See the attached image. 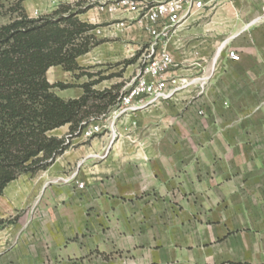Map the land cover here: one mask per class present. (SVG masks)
I'll return each instance as SVG.
<instances>
[{"label":"crops","instance_id":"obj_1","mask_svg":"<svg viewBox=\"0 0 264 264\" xmlns=\"http://www.w3.org/2000/svg\"><path fill=\"white\" fill-rule=\"evenodd\" d=\"M218 4L239 60L10 181L0 264H264V0Z\"/></svg>","mask_w":264,"mask_h":264},{"label":"trees","instance_id":"obj_2","mask_svg":"<svg viewBox=\"0 0 264 264\" xmlns=\"http://www.w3.org/2000/svg\"><path fill=\"white\" fill-rule=\"evenodd\" d=\"M23 1L15 0L0 12L8 16L0 23V194L20 174L48 167L69 147L70 138L106 116L119 96L112 94L114 88L93 89L99 82L93 80L81 85L80 96L64 99L52 89L69 86L46 77L54 66L82 69L77 59L102 42L94 33L97 24L80 17L91 7H83L85 0L59 3L36 17L26 13ZM66 124L67 137L50 134ZM4 223L0 218V227Z\"/></svg>","mask_w":264,"mask_h":264},{"label":"rangeland","instance_id":"obj_3","mask_svg":"<svg viewBox=\"0 0 264 264\" xmlns=\"http://www.w3.org/2000/svg\"><path fill=\"white\" fill-rule=\"evenodd\" d=\"M13 1L15 0H0L5 6L0 12H5L8 4ZM76 1L78 0H24L22 5L29 16L36 17L50 12L59 3ZM116 1L118 0H85L83 3V7L87 5L91 7L80 15L81 19L97 24L94 33L102 42L77 59L82 69L70 72L60 66H54L47 70L46 77L50 83L62 82L69 86L65 89L54 87L52 90L58 96L64 99L78 97L83 92L81 85L93 80H99L92 86L93 89L114 88L112 94H120L136 77L137 67L141 64L138 58L145 47L149 46V40L134 18L135 14H130L131 12L125 8L120 11L113 10ZM220 6L221 4H218L213 10L206 7L200 14L188 19L180 30H171L169 39L163 40L165 49L169 50L174 58H178L184 52L187 54L186 61L172 69L207 68L212 65L213 55L224 39H229L227 46L231 47L232 36H235L232 31L236 27L231 26L229 29L223 27L222 21L227 16V11H223ZM1 14L0 23H3L8 16ZM209 52L211 56L206 59ZM215 67H218V59ZM80 73L84 75H78ZM86 73L93 74V77L89 78ZM195 75L196 73L182 78L190 79ZM104 131L105 129L101 133ZM67 132L68 124L52 130L50 134L67 137ZM79 136L81 133L70 138L69 147L76 146ZM72 142H75L74 145H71Z\"/></svg>","mask_w":264,"mask_h":264},{"label":"built area","instance_id":"obj_4","mask_svg":"<svg viewBox=\"0 0 264 264\" xmlns=\"http://www.w3.org/2000/svg\"><path fill=\"white\" fill-rule=\"evenodd\" d=\"M218 0H118L113 10L122 8L135 14L134 18L149 40V46L145 47L138 58L140 66L137 67L136 77L131 84L120 92L116 102L110 108L108 115L92 120L81 131V136L88 138L101 133L108 128L103 118L110 115L114 118L129 112L142 110L151 104H157L171 97L179 88L175 83L188 86L194 84L199 93H202L207 83L213 78L215 63L224 50L226 56L232 61L239 60V54L235 48L228 47L229 39L220 43V51L213 55L212 65L198 69L196 75L190 79L175 77L174 67H178L186 61V52L178 58L165 49L163 40L169 39L171 30H180L186 21L200 14L206 7L212 8ZM218 49V48H217ZM196 64V63H195ZM110 114V115H109ZM198 114H203L198 110ZM113 134V131H110ZM76 172L67 179L76 183L78 188H83V183L76 179Z\"/></svg>","mask_w":264,"mask_h":264},{"label":"bare ground","instance_id":"obj_5","mask_svg":"<svg viewBox=\"0 0 264 264\" xmlns=\"http://www.w3.org/2000/svg\"><path fill=\"white\" fill-rule=\"evenodd\" d=\"M220 48H221V46L218 47V49H217V51H216L217 53L220 51Z\"/></svg>","mask_w":264,"mask_h":264}]
</instances>
